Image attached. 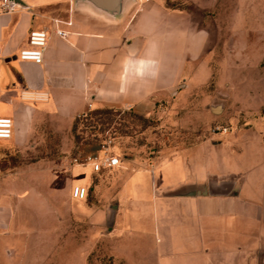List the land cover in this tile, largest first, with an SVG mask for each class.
I'll return each instance as SVG.
<instances>
[{
    "label": "rangeland",
    "instance_id": "obj_1",
    "mask_svg": "<svg viewBox=\"0 0 264 264\" xmlns=\"http://www.w3.org/2000/svg\"><path fill=\"white\" fill-rule=\"evenodd\" d=\"M246 5L230 35H206L150 112L102 105L71 120L46 115L25 146L0 140V209L12 219L0 228V264H197L193 244L178 238L191 233L160 231L183 214L162 205L208 185L233 191L244 182L248 223L264 229V6ZM104 140L118 165L80 163ZM76 184L84 197L73 196Z\"/></svg>",
    "mask_w": 264,
    "mask_h": 264
},
{
    "label": "crops",
    "instance_id": "obj_2",
    "mask_svg": "<svg viewBox=\"0 0 264 264\" xmlns=\"http://www.w3.org/2000/svg\"><path fill=\"white\" fill-rule=\"evenodd\" d=\"M255 1L191 0L190 6H177L129 0L122 13L109 16L82 1L0 0V115L14 122L7 139L25 146L46 115L71 120L102 105L150 112L183 80L206 35H230L229 25L241 20L240 9ZM30 28L48 31L39 63L19 57ZM27 94L41 98L25 99ZM244 184L233 191L235 184L226 186L227 193L165 196L164 210L180 208L184 222L181 216L175 226L166 223L160 231L191 233L178 238L193 244L197 264H264V229L248 223L255 217L246 210ZM200 213L207 216L208 228ZM6 217L0 209V228H11ZM166 238L160 236L164 246Z\"/></svg>",
    "mask_w": 264,
    "mask_h": 264
},
{
    "label": "built area",
    "instance_id": "obj_3",
    "mask_svg": "<svg viewBox=\"0 0 264 264\" xmlns=\"http://www.w3.org/2000/svg\"><path fill=\"white\" fill-rule=\"evenodd\" d=\"M10 2L12 0H3ZM3 9H8L5 5ZM56 33L64 35L62 29H57ZM48 31L45 28H30L27 33L26 46L22 47L19 51L21 59H30L37 63L42 61L43 51L47 45ZM25 99H39L37 95H24ZM13 119L8 115H0V139L10 138L13 131ZM225 132L227 126H222L220 131ZM76 161L77 157L75 158ZM82 164H87L95 171H100L105 167H112L119 164L118 155L111 149L108 140L102 141L96 149L89 150L79 157ZM87 189L84 185L76 184L73 186L72 194L74 197L82 198L85 196Z\"/></svg>",
    "mask_w": 264,
    "mask_h": 264
},
{
    "label": "water",
    "instance_id": "obj_4",
    "mask_svg": "<svg viewBox=\"0 0 264 264\" xmlns=\"http://www.w3.org/2000/svg\"><path fill=\"white\" fill-rule=\"evenodd\" d=\"M16 2H19V0H14ZM76 2H86L92 7H94L96 10L103 12L109 16H116L122 13L124 10V7L126 3L129 0H75ZM215 109H219V106H216ZM230 191L229 187L226 188H220V187H214L212 185L207 186L206 188L203 187L201 189L199 188H192L189 189L188 192L190 194L194 193H227Z\"/></svg>",
    "mask_w": 264,
    "mask_h": 264
},
{
    "label": "trees",
    "instance_id": "obj_5",
    "mask_svg": "<svg viewBox=\"0 0 264 264\" xmlns=\"http://www.w3.org/2000/svg\"><path fill=\"white\" fill-rule=\"evenodd\" d=\"M91 109L95 110V109H98V107H93V108H91ZM89 110H90V109H89Z\"/></svg>",
    "mask_w": 264,
    "mask_h": 264
}]
</instances>
